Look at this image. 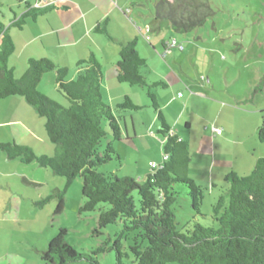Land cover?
I'll return each mask as SVG.
<instances>
[{"label":"trees","instance_id":"obj_1","mask_svg":"<svg viewBox=\"0 0 264 264\" xmlns=\"http://www.w3.org/2000/svg\"><path fill=\"white\" fill-rule=\"evenodd\" d=\"M210 6L209 0H157L152 11L155 20L166 21L173 31L186 34L214 15ZM53 7V4L33 6L26 2L25 11L13 18L9 26L0 22V100L10 96L23 97L40 117H44L45 135L54 151L51 156L36 155L28 145L11 141L0 142V151L11 160L19 159L27 165L36 162L66 179L62 190L35 201L36 206L56 198L54 214H61L68 186L75 177H80L84 201L79 213L93 212L99 204H107L105 209H97L93 233L99 235L103 228L117 221L122 228L111 246L104 241L89 254L77 252L69 245L65 239L67 230L62 228L41 252V261L45 264L80 261L99 264L95 255L115 250L116 264H123L120 238L130 236L129 253L136 264H264V157L256 159L247 175L234 172L224 175L228 188L211 207V218L216 227L195 223L192 228L177 229L172 208L177 199L175 184L186 186L195 211L202 202V187L187 172L188 143L172 133L155 94L151 92L153 87H165V84L162 81L150 83L145 79L141 72L145 60L138 55L135 40L120 46L116 79L131 86H143L156 113L162 162L156 168L150 167L144 181L98 171L112 156L119 158L110 141L100 149L101 140L107 135L106 129L111 130L113 140L120 138L121 131L118 118L102 98L101 66L93 54L76 63L77 73L70 80L65 67L46 57H29L23 74L14 77L8 64L15 51L8 31L10 26L21 29L26 18L34 20ZM105 22L101 27L96 26V30L108 35ZM48 72L55 74V87L66 99L65 105L37 90L42 75ZM263 90L264 72L260 73L251 97L245 102H251ZM115 108L133 111L140 106L125 96ZM256 135L264 144V123L257 127ZM124 256L128 257L127 253Z\"/></svg>","mask_w":264,"mask_h":264},{"label":"rangeland","instance_id":"obj_2","mask_svg":"<svg viewBox=\"0 0 264 264\" xmlns=\"http://www.w3.org/2000/svg\"><path fill=\"white\" fill-rule=\"evenodd\" d=\"M30 2L34 5L37 0H0V22L5 26H9L10 22L15 17H19L24 10L25 3ZM210 7L213 9L214 15L210 17L201 27L194 28L186 34H180L170 30L168 22H161V30H155L152 35H157L159 38L170 37V34L175 37L177 42L182 45V50L177 48H170V51L165 58L159 57L160 60L154 59V64L151 68L142 67L141 72L145 76H154L155 79L162 81L165 87L162 85L153 87L152 93L159 92L161 95H165L167 100H170V104L164 110L166 123L174 130L177 129L179 134L185 136V138H198L196 135L199 131L201 134L203 126L199 127L198 122L203 118L209 124L207 130L208 151L210 156L218 151L219 156L232 153L229 159L233 169L237 171V174L244 176L251 173L254 165L248 164V157L254 153H261V151H254L251 148L247 154H244L243 147L239 144H234V140L243 139L247 142L252 138L251 125L257 120L258 124H262L264 117L263 112H255L250 114L245 113L246 106H252L251 102H245L251 97V90L254 84L257 82L256 76L259 69L264 72V0H209ZM155 4V3H154ZM153 6L151 5V10ZM153 15V11H152ZM154 17V16H153ZM168 26V27H167ZM10 30L17 33L18 30L14 26H10ZM96 54V53H95ZM104 58L105 55L103 54ZM99 60H103L100 54H96ZM118 57V56H117ZM9 61V60H8ZM177 64L172 66L174 71L168 66H171V62ZM151 62V61H150ZM149 62V63H150ZM9 64V63H8ZM28 66V65H27ZM165 66V67H164ZM106 65L104 66V68ZM155 67V68H154ZM181 69H179V68ZM19 65H16L15 69L18 72ZM74 68L69 70L68 78L74 72ZM15 71V78H18V73ZM173 73H179L180 78H183L181 84L176 82ZM43 84L39 86L40 91L46 92V96L62 105L66 104V99L57 90L53 89L55 84L49 83V75H54L53 72L44 73ZM174 80L170 81V77ZM150 77V78H151ZM203 77L206 81L210 78V89L213 98H220L223 100L231 98L230 95L243 96L236 111V117L231 115H224L220 118V122L227 119L228 123L235 121L232 125L235 128L236 135L230 139L231 146L223 154V144L215 143L212 141L213 136L209 134V128L215 123L218 118L216 109L209 106V101L199 99L192 96L189 105L184 110L185 97L190 95L192 88L189 86L191 81L195 79L197 86L202 83L199 82V78ZM206 84V83H205ZM179 85V86H177ZM121 87V88H120ZM132 88V89H130ZM131 91L128 96L135 105L141 106L138 110H117L115 108L117 103L123 101V94ZM177 91L182 95L177 97ZM101 95L106 104L111 106L113 114L118 118V125L121 131V136L118 140H113L112 133L107 128V135L101 140L100 149H104L108 141L111 142L114 150L117 152L119 158L112 156L111 160L101 165L98 171L102 173H113L117 177L123 176L132 177L138 181H144L146 174L151 170L149 164L154 161L156 164L162 162V147L160 141V135L156 133L158 127L156 113L151 106V100L146 95V90L143 86L134 85L129 83H121L118 88H111L110 96L108 90L102 87ZM160 96V95H159ZM112 97V98H111ZM261 103L264 104V93L257 94ZM201 117V118H200ZM41 121L39 125L34 126L38 135L41 134L40 140L30 138L28 135L23 139L33 147V152L36 155L44 154L47 156L52 155L53 145L46 137L44 129V117H40ZM200 118V119H199ZM185 122L190 123V128L185 126ZM244 123V126L242 125ZM242 123V124H241ZM240 124L242 128L237 125ZM149 128V129H148ZM245 128L248 130H245ZM134 129L138 133V137L135 139ZM154 134L150 135V131ZM144 132V133H143ZM146 132V133H145ZM145 134V135H144ZM147 134V135H146ZM224 134V133H223ZM140 135V136H139ZM150 135V136H148ZM251 135V136H250ZM257 136V135H256ZM254 136L253 140L258 139ZM186 139V140H187ZM19 140V139H18ZM43 140V141H42ZM257 141V140H255ZM35 142V144H31ZM239 146V147H237ZM264 149V144H262ZM243 151V152H242ZM264 151V150H263ZM193 152V151H192ZM222 153V154H221ZM193 152L192 160V176L194 182L202 187L203 197L202 202L199 205V210L195 211L192 208V201L187 193V188L183 184H175L174 190L177 193L176 203L173 204V212L175 215V222L177 229L183 231L186 228H192L195 223L202 225L214 226L216 223L211 218V207L217 201L218 196L228 188V184L217 175L218 170L225 167L223 165L226 157L223 156V161L216 162L214 168H212V182L206 179V171H209L207 166L209 156L203 157V162L200 161V156H196ZM239 155V156H238ZM235 157V158H234ZM237 158V159H236ZM200 159V160H199ZM197 167L198 169H194ZM220 167V168H218ZM44 168V167H43ZM66 184V179L55 175L48 168H44L43 184L40 187L34 188L36 192L35 197L45 198L48 194L54 193L56 190H62ZM214 184V185H212ZM82 180L80 177H75L72 183L68 186L64 195V208L61 214H54L56 198L48 200L42 206L35 207V214L37 217L33 222L39 224V227L44 228L43 237L52 238L60 229H66L67 234L65 239L69 245L75 248L77 252L89 254L96 250V248L104 241L108 242V246L112 245V242L117 239L121 231V223L116 222L112 225H107L102 229L101 234L96 235L93 233V229L96 225V218L98 217V208L105 209L107 204H99L95 211L79 213V207L84 201V197L81 194ZM32 192V191H31ZM38 194V195H37ZM32 204V203H31ZM26 204L24 205V207ZM32 206V208H33ZM38 207V208H37ZM22 209L19 215H22ZM26 218L28 216L27 210H24ZM35 224H32L35 228H38ZM29 227L31 225L28 223ZM44 226V227H43ZM46 228V230H45ZM35 237V234H31ZM37 239V238H36ZM38 240V239H37ZM122 253H127L128 257L123 254V264H136L132 255L129 253L130 236L127 239L120 238ZM115 250L105 251L95 255V258L99 264H116ZM41 262V261H40ZM45 264L44 262H41ZM70 264H89L86 261L72 262ZM167 264H174L173 262Z\"/></svg>","mask_w":264,"mask_h":264},{"label":"crops","instance_id":"obj_3","mask_svg":"<svg viewBox=\"0 0 264 264\" xmlns=\"http://www.w3.org/2000/svg\"><path fill=\"white\" fill-rule=\"evenodd\" d=\"M156 1L157 0H56L51 10H47L34 20L26 18L22 28L17 29V33H14L9 28V35L15 47V51L9 57V66H11L13 74L15 75V67L19 65L18 72L16 71L19 78L27 67V60L29 57H46L55 64L65 67L69 74L71 66L74 68L79 60L86 59L90 54H93L101 66L102 83L100 92L102 87H104L105 90H108V95L110 96L111 88H118L119 84H121V82H118L116 79V70L117 56L122 44L135 40L136 49L139 53L138 55L145 60L144 66L147 69L152 67L154 59L156 63V60H160L159 57H166L170 51V48L166 45L168 41L174 40L176 43H179L171 34L170 37L164 39L159 38L157 35H152L155 34V30H161V22L163 21L155 20L152 15L151 5L153 6ZM24 11L25 7L22 13ZM104 21H106L105 29L108 35L97 32L96 30V26L101 27ZM170 30L172 31L171 27ZM95 53L100 54L101 58H104L103 54L108 55H105L103 60H99ZM173 64L175 66L177 61L171 62V66H168L171 73L174 71V68H172ZM105 65L106 67L104 68ZM258 72L256 76L257 80L262 71L259 69ZM76 73L77 68L74 69V72H72L69 78L67 75V78L69 80L73 79ZM173 74L176 82L181 84L183 78H180L181 76L179 73ZM150 77L145 76V79L150 83L160 81L155 79L154 76ZM169 78V82L174 80L171 76ZM43 79L44 75H42L37 84V90L46 96V92L40 91L39 89V86L43 84ZM48 80L50 81L49 83L55 84L54 75H49ZM199 82L202 83V86L201 84L197 86L195 79L189 84V86L193 88L190 95L185 97V105H183L184 110L187 105H189L192 96L209 101V106L216 109L218 114L215 123L209 128V134H212V141L214 144L218 142L223 144V154H225L226 150L231 146L230 139L235 136L237 132L234 133L235 128L232 125L235 121L228 123L227 119H224L223 122H220V118L223 114L236 117V111L240 110L237 106L242 103L241 100L243 96L232 94L230 95L231 98L226 100L216 97L213 98L212 92L210 91V89L213 88L208 86L211 82L210 78H207L205 81V79L201 77L199 78ZM53 89L56 90L55 85ZM130 92L131 91H128L123 94V97L129 96ZM263 93L264 90L261 95ZM154 94L165 118L164 110L169 106L171 101L167 100L168 98L166 99V96L159 94V92H155ZM178 94L179 92L177 91V97L182 98V95L178 96ZM256 96L257 94L252 98V106L245 107V113L251 115L255 112L264 111V104L261 103L262 100L260 101ZM40 119V116L21 96H10L0 100V142L11 141L21 145H28V147L33 149L23 137L28 135L30 138L40 140V135L42 133L39 134L37 138L38 132L34 129V126L40 124ZM199 121L198 126H203V131L201 134L198 131L196 135L198 138H195V140H193V137L188 139L185 138V136L179 134L177 129L174 130L170 127L172 133H175L179 139L185 140L188 143L190 154L187 172L192 180L194 179L191 174L193 152L197 154L196 156H200V159L202 158L201 160L199 159L202 162L203 157H206L209 153V146L207 145V141H205V138L208 137V133L205 130H207L209 124L204 122L205 120L203 118ZM258 123L259 122L256 120L249 125L252 128L251 135H253H250L252 139L247 142V145L246 140L241 139V137L238 140H234V144H239V146L242 145L241 147L244 149V152H242L244 154H247L250 148L254 151H261V153L258 152L255 157L254 153L248 157L247 165H249V167L250 165H254L258 157H264L262 143H260L258 139H255L257 141L253 140L254 136H256V129L259 126ZM262 123H264V117ZM242 125L244 126V123ZM185 126L189 129L190 123L185 122ZM237 126L242 128L240 124ZM212 127L221 128V134H215L212 131ZM245 130L247 129L245 128ZM149 134L153 136L154 133L150 131ZM136 137H138V133L134 129L133 138L135 139ZM31 144H35V142ZM213 149L214 148H211L212 155H207L209 156L210 163L208 159H206L207 166L210 168L209 171L205 173L209 183H213L212 168L215 167L219 158L220 161H223V156L226 157V163L223 164L225 167L218 170L217 175H220L224 180V175L229 172L237 174V171H235L230 164L229 158L231 156L229 155L232 153L219 156L217 149L214 153ZM159 164L161 163L159 162L157 165ZM194 169L197 170L198 168L194 167ZM43 178L44 168L39 166L36 162L27 165L22 163L19 159L11 160L7 158L6 155L0 151V264H42L40 258L41 252L46 249L51 238H47L48 236L43 237L44 228L42 229V227H39V224L33 222V217L36 216L33 204L35 201L41 199V197H35L36 192L34 188L36 189L43 184ZM25 204L26 206L24 207ZM21 209L22 215L20 216L19 212ZM25 209L28 214L27 218L26 214H24ZM36 218L37 217H34V220ZM28 223L31 227H29ZM32 224H35L38 228H35ZM31 234H35V237H32Z\"/></svg>","mask_w":264,"mask_h":264},{"label":"built area","instance_id":"obj_4","mask_svg":"<svg viewBox=\"0 0 264 264\" xmlns=\"http://www.w3.org/2000/svg\"><path fill=\"white\" fill-rule=\"evenodd\" d=\"M54 2H56V0H37L35 1L33 6H39V5H45V4H53ZM169 48H178L179 50H182V46L179 44H176L174 40H171L170 42H167L166 44ZM181 94H178V96H180ZM212 131L219 135L221 134V128L218 127H212ZM158 165L154 162L150 163V167L151 168H156Z\"/></svg>","mask_w":264,"mask_h":264}]
</instances>
